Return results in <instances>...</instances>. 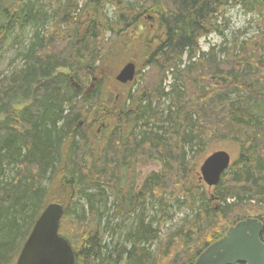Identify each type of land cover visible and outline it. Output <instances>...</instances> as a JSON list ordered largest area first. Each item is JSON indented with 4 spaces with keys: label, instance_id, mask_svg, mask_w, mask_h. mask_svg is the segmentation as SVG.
I'll return each instance as SVG.
<instances>
[{
    "label": "trees",
    "instance_id": "16d2710c",
    "mask_svg": "<svg viewBox=\"0 0 264 264\" xmlns=\"http://www.w3.org/2000/svg\"><path fill=\"white\" fill-rule=\"evenodd\" d=\"M80 2H0V46L18 31L12 46L21 62L0 77V264H16L51 204L64 209L59 235L76 264H195L248 219L263 224L264 243V0ZM236 6L257 17L258 33L203 53L200 41L222 35L219 20ZM147 18L158 21L163 39L145 43L149 71L136 77L144 85L115 106L96 84L97 66L111 52L106 32L120 38ZM168 74L175 82L169 92ZM87 80L95 86L84 96ZM86 120L107 124L101 149L84 130ZM218 141L235 143L239 157L209 195L193 177L191 158ZM138 158L157 160L161 171L136 192L129 179ZM149 201L164 214L170 202H183L193 220L162 242V222L154 228L146 214Z\"/></svg>",
    "mask_w": 264,
    "mask_h": 264
},
{
    "label": "rangeland",
    "instance_id": "374dc122",
    "mask_svg": "<svg viewBox=\"0 0 264 264\" xmlns=\"http://www.w3.org/2000/svg\"><path fill=\"white\" fill-rule=\"evenodd\" d=\"M84 0L80 2V8L83 7ZM73 9V8H70ZM115 9L107 7L106 14L109 19L114 18ZM73 14V11L70 12ZM255 17L253 14L244 10L241 6L230 7L227 9L223 18H220L219 24L221 25L222 35L214 33L208 38H203L200 41V47L203 53H208L211 49L215 48L219 50L221 47L231 48L235 40L239 37L240 42H243L255 34L258 33L259 28L258 24L255 22ZM158 21L152 20L150 18L140 21V23L130 29L127 33H122L120 38L112 36L114 32L107 31L105 35V46L106 50L108 46H111V52L102 59V61L97 66L98 72V83L101 86L103 91L104 99L113 98L115 99V106L122 105L125 102L126 96L130 91L137 90L140 84L143 86L144 81L138 80L137 78L132 84L127 86L121 85L117 82V76L120 74L121 70L126 64L135 63L137 67V74L141 77L144 74H147L149 71L148 68H145L146 58L144 53V45L147 41H152L155 43L152 44L153 47L157 46L158 39H163V32L159 29ZM119 27H115L114 31H117ZM123 28L120 29L122 31ZM15 32L12 35H9L0 46V77L6 76L11 73L15 68H19L21 62L18 61L17 53L18 46H12L14 38L16 37ZM127 41V45L123 47L121 39ZM63 46L59 45V48L62 49ZM105 51L103 52V54ZM102 55V54H101ZM188 60L184 59V66L187 65ZM68 73L69 71H64ZM70 73V72H69ZM82 73V71H81ZM146 76V75H145ZM152 76V75H151ZM150 76V77H151ZM137 77V75H136ZM146 77H144L145 79ZM84 85V92L88 91L91 87V81H81ZM174 79L171 74L167 75V79L164 81V88L167 92L170 91V87L174 84ZM94 88L90 89V94H92ZM165 104L168 103L165 101ZM20 109V108H19ZM84 130L87 135L90 137L93 146L98 149H101L105 144V127L107 124L105 122H96L93 123L89 120L85 121ZM218 151L227 152L231 157V167L234 162L239 157V148L235 143L232 142H215L210 145L204 155L198 157L197 159H192V166L195 167V175H193L196 182L202 184L204 189L208 192L209 195L212 194L214 188H209L202 180L200 174V168L205 162V160L210 157L213 153ZM134 171L131 173V178L129 180H134L136 182V192H139L145 179L152 173H159L161 171V163L155 159L147 158H138L135 161V165L132 167ZM110 208H112L114 203V198L110 197ZM183 202H170V207L167 212L164 214L161 211L160 205L156 202L149 201L146 206V214L149 218L153 220L152 226L158 228L159 224L162 222L160 227V236L162 241H166L170 236L177 234L180 230H184L186 222L193 220V214L189 210L186 204ZM113 211L109 213L111 216ZM152 222V221H150ZM131 221L127 222L125 226L128 228ZM112 226L116 230H120L121 220L113 219L111 221ZM124 226V225H123ZM123 229V228H122ZM121 232V230L119 231ZM126 230L122 231V234ZM118 237H115V240ZM165 238V239H164ZM112 238L108 235L106 236V242L110 243ZM156 248V247H155ZM154 249V248H153ZM155 250V249H154Z\"/></svg>",
    "mask_w": 264,
    "mask_h": 264
},
{
    "label": "water",
    "instance_id": "95a60500",
    "mask_svg": "<svg viewBox=\"0 0 264 264\" xmlns=\"http://www.w3.org/2000/svg\"><path fill=\"white\" fill-rule=\"evenodd\" d=\"M2 0H0L1 2ZM136 66L126 65L117 76V82L128 84L134 81ZM73 87H81L71 78ZM90 89L86 91L89 93ZM231 166L227 152L218 151L208 157L200 168L201 180L216 188ZM64 209L59 204L45 208L23 246L16 264H76L75 252L70 243L59 235ZM263 224L257 219H248L231 227L226 235L209 246L195 264H264V243L261 241Z\"/></svg>",
    "mask_w": 264,
    "mask_h": 264
},
{
    "label": "flooded vegetation",
    "instance_id": "af4514ba",
    "mask_svg": "<svg viewBox=\"0 0 264 264\" xmlns=\"http://www.w3.org/2000/svg\"><path fill=\"white\" fill-rule=\"evenodd\" d=\"M91 86H93V85H91ZM124 86H127V85H124ZM93 89V88H92ZM27 105H29V102L28 101H23V107L25 106H27Z\"/></svg>",
    "mask_w": 264,
    "mask_h": 264
},
{
    "label": "bare ground",
    "instance_id": "6f19581e",
    "mask_svg": "<svg viewBox=\"0 0 264 264\" xmlns=\"http://www.w3.org/2000/svg\"><path fill=\"white\" fill-rule=\"evenodd\" d=\"M256 96V95H255ZM82 112V111H81ZM83 114V113H82ZM84 115H85V113H84ZM91 116V115H90ZM90 119H92V118H90ZM36 133V132H35ZM79 133V132H78ZM32 232V231H31ZM157 232V231H156ZM31 234V233H30ZM30 236V235H29ZM165 239V238H164ZM168 241H169V239H168ZM163 242V241H162Z\"/></svg>",
    "mask_w": 264,
    "mask_h": 264
}]
</instances>
